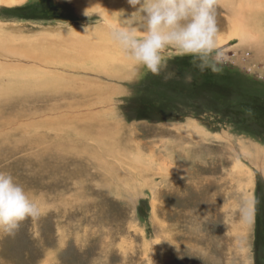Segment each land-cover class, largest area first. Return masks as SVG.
<instances>
[{
    "label": "rangeland",
    "instance_id": "obj_1",
    "mask_svg": "<svg viewBox=\"0 0 264 264\" xmlns=\"http://www.w3.org/2000/svg\"><path fill=\"white\" fill-rule=\"evenodd\" d=\"M5 1L0 0V105L19 98L12 96L19 91L28 93L32 80L26 77L59 81L75 89L63 93L71 104L90 102L103 121L112 112L128 130L110 136L115 150L125 152L124 161H114L96 160L91 151L92 158L83 157L81 147L96 139L82 141L79 129L62 119L36 129L47 138L38 135L32 145L34 130L20 127L16 137L22 144L0 162V171L24 161L26 169L16 170L25 172L13 176L48 212L25 222L15 238L0 234V264H264V0H223L220 39L230 59L221 73L200 72L191 57L169 49L168 67L159 76L137 68L112 38L114 26L140 27L135 20L141 14L126 1H107L110 22L100 4L86 7L90 0ZM234 18L241 19L242 31ZM49 60L68 74L47 71L43 63ZM101 99L108 102L99 104ZM68 141L63 158L76 165L78 157L88 160L81 167L92 174L93 194L81 183L74 186L81 181L74 174L69 190L47 193L58 178L27 164L28 157H44ZM7 148L1 146L0 154ZM99 182L114 186L115 193ZM244 199L254 204L247 218L239 211Z\"/></svg>",
    "mask_w": 264,
    "mask_h": 264
},
{
    "label": "clouds",
    "instance_id": "obj_2",
    "mask_svg": "<svg viewBox=\"0 0 264 264\" xmlns=\"http://www.w3.org/2000/svg\"><path fill=\"white\" fill-rule=\"evenodd\" d=\"M141 15L139 28L114 26L111 35L137 68L159 76L171 58L169 49L181 57H191L200 72L221 73L229 62L220 42L219 12L223 0H127ZM172 73L165 77L170 78ZM243 218L254 211L247 199L239 208ZM48 209L32 199L25 187L9 172L0 171V234L15 238L25 222L33 223Z\"/></svg>",
    "mask_w": 264,
    "mask_h": 264
},
{
    "label": "bare ground",
    "instance_id": "obj_3",
    "mask_svg": "<svg viewBox=\"0 0 264 264\" xmlns=\"http://www.w3.org/2000/svg\"><path fill=\"white\" fill-rule=\"evenodd\" d=\"M21 0H6V3H12V2H18ZM77 0H75L76 2ZM79 1V0H78ZM77 1V2H78ZM81 1V0H80ZM88 1V0H87ZM107 1L108 0H90L86 7L88 8H101L100 10L103 13L104 18L106 19L107 22H110V15L107 13L108 8L106 7L107 5ZM126 1L127 4V0H121ZM91 2V4H90ZM109 3V2H108ZM117 3V2H116ZM76 4V3H75ZM85 4V3H84ZM100 4L99 7H97ZM77 6V5H76ZM121 7V6H120ZM244 7V6H241ZM240 7V8H241ZM81 8V7H80ZM113 8V7H112ZM78 9V6H77ZM117 9V8H114ZM123 9V8H122ZM131 9V8H130ZM113 10V9H112ZM111 11V10H110ZM114 11V10H113ZM244 11V10H243ZM123 12V11H122ZM121 12V13H122ZM127 12V11H126ZM221 12V11H220ZM219 12V13H220ZM118 13V12H117ZM115 15V13H114ZM116 16V15H115ZM128 16V15H127ZM226 20V19H225ZM226 22V21H225ZM224 22V23H225ZM223 23V21H222ZM221 23V24H222ZM232 23L237 24L240 28V31H242V22L240 18H234L232 20ZM241 25V26H240ZM98 28V27H95ZM101 29V28H100ZM73 31V30H72ZM239 31V32H240ZM95 32V31H94ZM238 32V31H237ZM11 33V32H9ZM77 34V33H76ZM75 34V35H76ZM80 34V33H79ZM89 34V33H88ZM91 34H93L91 32ZM65 35V34H64ZM68 35V34H66ZM74 35V34H73ZM74 35V36H75ZM84 35V34H83ZM244 32L242 34L238 33L237 34V38H240V40H243V36ZM45 36V35H44ZM79 36V35H77ZM93 36H95L93 34ZM66 37V36H65ZM42 38V37H41ZM49 38V36H48ZM54 40V39H53ZM224 40V39H223ZM222 39H220V42H223ZM68 41V40H67ZM16 47H14L13 49H15ZM12 51V49H10ZM9 51V50H8ZM18 51V50H16ZM11 53V52H10ZM25 53V52H24ZM39 53V52H38ZM28 54V53H27ZM6 55V54H5ZM26 55V54H25ZM28 56V55H27ZM31 56V55H30ZM43 56V55H42ZM2 57V56H1ZM6 57V56H5ZM44 57V56H43ZM66 57V55H65ZM46 58V57H45ZM48 58V57H47ZM46 58V59H47ZM52 58V57H51ZM28 59V58H27ZM33 59L36 60H40V61H45L41 56H34ZM49 59V58H48ZM12 62V61H11ZM48 63H43V66L48 68L47 71H52L53 73L57 74V75H67L68 73L65 74V71H60L58 70V68L56 66H54L55 64H52V61H47ZM8 63V62H7ZM10 63V62H9ZM40 63V62H39ZM13 64V63H12ZM21 64V63H20ZM59 64V63H56ZM7 65V64H6ZM5 65V66H6ZM17 65H19V63H17ZM16 65V67H17ZM4 66V65H3ZM14 66V65H13ZM22 67V65H19V67ZM25 66V65H23ZM62 66V65H61ZM30 67V66H29ZM28 67V68H29ZM257 67V66H256ZM23 68V67H22ZM45 68V69H46ZM5 70V69H4ZM22 70V69H21ZM45 71V70H44ZM47 71L46 74H47ZM51 72V73H52ZM4 73V72H3ZM6 73V72H5ZM14 73V72H13ZM18 73V72H17ZM25 73V72H24ZM9 74V73H7ZM23 74V73H22ZM13 75V74H12ZM32 75V74H31ZM45 75V74H43ZM48 75V74H47ZM6 76V75H5ZM14 76V75H13ZM21 76V74L19 75ZM122 76V74H121ZM129 76V75H128ZM8 77V75H7ZM10 77V75H9ZM26 77V76H25ZM31 77V78H30ZM29 78L26 77L24 78L26 81H30L32 80L30 83H28V93L25 92H20L16 93L12 96L14 97H19L16 98L14 100L8 101L6 103H3L0 105V139L2 138H7L6 141H4L2 139V141H0V150H1V146L5 145L8 146V148L2 152V154H0V162H2L3 160L8 159L11 155H13V153H15L16 150H19V147L17 145H19L21 138L17 139V135H18V130L20 129V127L22 125H26L28 126V129H31L29 131V134H31V132L33 131L34 133L32 135H30V138H34L37 137L38 135H41L43 139L47 138V133H42V134H38V130L36 131V129L39 128H44V130H46V127H52V126H56L55 123L57 121V119H62V121L64 120L65 122H68L69 124L72 125V127L74 129H79L78 131L81 133V136H83V140L88 139V138H92V140L96 139V143H88L86 145V147H81V153L83 157H86L88 159L92 158L91 154H89V152L91 151L92 154L94 155V157L96 158V160H99V158H101L102 156L105 158H107L108 156H111L114 158V161L117 160H123V156L124 155V149H120V152L115 150L114 147V141L111 140L110 136L112 135H116L117 137H119L118 135V130L122 129L121 131H126L128 130V128L124 125V123L118 119V117L114 116L111 113H109V117L110 119L103 121L100 118L99 114H95L93 113L92 109V105L90 104V106L88 107L87 104H89L90 102H87L86 104H81L79 102H75L73 104H71V102H69L68 100H66V98H68V96L64 95L63 93H65L66 91H71L72 93L75 92V89H70L69 86L67 85H62L59 83V81H49L46 79H43L42 81H37V82H33L34 78L37 77H32L30 76ZM59 77V76H58ZM23 78V75H22ZM46 78V77H43ZM47 78H50L49 76H47ZM126 78V77H125ZM7 79V78H6ZM13 79V78H12ZM54 79V78H53ZM92 79V78H91ZM5 80V79H3ZM8 80V79H7ZM6 80V81H7ZM18 80V79H17ZM51 80V78H50ZM1 81V80H0ZM5 81V82H6ZM4 82V83H5ZM20 83V81H17ZM3 83V82H2ZM93 84V83H92ZM6 85V83H5ZM76 85V84H74ZM17 86V85H16ZM27 86V85H26ZM71 86V85H70ZM77 86V85H76ZM14 87V86H13ZM72 87V86H71ZM100 87V86H99ZM27 88V87H26ZM97 88V87H96ZM84 89V88H83ZM99 89V88H98ZM91 90V88H90ZM89 90V91H90ZM4 92V90H2ZM7 92V90H5ZM84 91V90H83ZM92 91V90H91ZM101 91V90H100ZM106 91V90H105ZM104 92V91H103ZM12 93V92H9ZM95 93V92H94ZM62 94V95H61ZM84 94V93H83ZM96 94H98L96 92ZM102 94V93H101ZM107 95V94H106ZM105 95V96H106ZM3 96V95H2ZM5 96V95H4ZM3 96V97H4ZM22 96V97H20ZM65 96V97H64ZM98 96V95H96ZM108 96V95H107ZM104 97V96H103ZM2 98V97H1ZM99 98V97H97ZM107 99V98H106ZM106 99H101V101H99L98 103H103L104 102H108L105 101ZM98 101V100H97ZM110 101V99H109ZM112 104V103H111ZM114 104V103H113ZM96 105V104H95ZM115 106V105H114ZM75 109V110H74ZM78 109V110H77ZM80 110V112H79ZM109 111V109H107L105 111V113H107ZM47 114H50L51 116H46ZM102 115V114H101ZM107 116V115H106ZM45 117V118H44ZM96 117V118H95ZM94 118V119H93ZM105 118V117H104ZM93 119V120H92ZM24 121V122H22ZM61 120H59L60 122ZM63 121V123H64ZM96 122V124H86V123H93ZM110 124H109V123ZM111 124H113L114 129L116 131L117 134L115 133H111L112 130L110 129L112 126ZM60 126V125H59ZM58 126V127H59ZM62 128V127H61ZM56 129V128H55ZM43 130V129H42ZM41 130V131H42ZM40 131V130H39ZM56 131V130H53ZM66 131V129H65ZM160 131V130H158ZM218 131V130H217ZM51 132V131H50ZM63 132V131H62ZM70 132V131H69ZM114 132V131H113ZM23 131H20V134H22ZM60 134V133H59ZM65 133H62V135ZM204 134V133H203ZM61 135V136H62ZM72 135V134H71ZM88 135V136H87ZM60 136V137H61ZM225 136V135H224ZM76 137V136H75ZM41 138V137H40ZM14 139V140H12ZM17 139V140H16ZM98 140V141H97ZM101 140H106V142H102ZM35 141V138L30 140V145H32ZM53 141V140H52ZM76 143L80 142V141H75ZM85 142V141H84ZM102 142V143H100ZM81 143V142H80ZM139 143V142H138ZM22 144V143H20ZM71 144V142H63L61 144V147L57 148H50L49 151L47 152V154H45V156L43 157V154L39 155L40 157H33V158H29L28 157V163L33 171L36 169V167H38L39 170H42V172H50L48 173V177H57L58 179L54 180L57 181L59 183V185L57 187H51V190H49V192L47 193H54L55 191L59 190V193L61 191L64 190H69L72 185L69 183V179H75L72 177H69V174H74L73 177H77V175H79V177H81V181H75V187L77 183H81L82 186H84L85 188H88L89 191L92 193L94 184L92 185L90 183V178L92 174L87 173L86 169H83L81 167L82 164H85L86 166L89 165L88 160L83 162V158L81 157L79 159V157L75 160L78 164H74L71 160V158H63L66 154L62 152V149L65 148H69V145ZM174 144V143H173ZM42 145V144H41ZM139 148H141L143 145L142 144H136ZM40 146V145H39ZM181 146V145H180ZM31 147V146H30ZM42 147V146H41ZM45 148V147H44ZM43 148V149H44ZM32 149V148H31ZM37 149V148H36ZM54 149H57L58 152L53 151ZM242 150V149H241ZM67 151V150H66ZM71 150H69L70 152ZM32 152V151H31ZM68 152V153H69ZM24 153V152H23ZM29 153V152H28ZM67 153V152H66ZM62 155V157H60L59 155ZM79 156V155H78ZM253 156V155H252ZM43 157V158H42ZM42 158V159H39ZM120 158V159H119ZM13 159V158H12ZM32 159V160H31ZM19 161H21L19 163L18 166H14V167H5V169L11 173L13 175V173H24L25 170H16L17 168H19L21 165L25 168L24 166V161H22L21 159H19ZM124 161V160H123ZM229 161V160H228ZM106 163H104L106 165V167L112 169V170H121L123 171L122 168H119L115 163H109L107 161H105ZM257 162V161H256ZM69 163H72L73 166L70 167ZM118 164V163H117ZM143 167V166H142ZM82 168V169H81ZM21 169V168H20ZM26 169V168H25ZM125 169V168H124ZM127 169V168H126ZM37 171V170H36ZM92 171V170H91ZM125 171V170H124ZM90 172V171H89ZM135 172V171H134ZM197 172V171H196ZM38 173V172H37ZM97 173V172H95ZM125 173H129L128 171H125ZM39 174V173H38ZM38 174H34V175H38ZM59 174V175H58ZM249 174V173H248ZM43 175V174H42ZM230 175V174H229ZM135 176V175H134ZM48 179V178H47ZM238 179V178H237ZM125 180V179H124ZM50 181V180H49ZM53 183V182H52ZM51 183V184H52ZM98 184V183H97ZM54 185V184H53ZM98 185H102L105 187V189H107L109 192L115 193L114 190V186L112 187L109 183H104L101 184V182H99ZM33 186V185H32ZM36 187V186H35ZM49 187V186H48ZM50 189V188H49ZM105 189H103L105 191ZM40 190V189H39ZM45 190V188L43 189ZM47 190V188H46ZM45 190V191H46ZM102 190V191H103ZM86 190H80V194L81 196L85 193ZM100 191V190H98ZM31 192V191H30ZM41 192V191H40ZM36 193V192H35ZM97 193V192H94ZM99 193V192H98ZM40 194H46V193H40ZM103 194L105 195V193L103 192ZM34 195V194H33ZM61 195V193H60ZM99 195V194H98ZM31 196V195H30ZM49 196V195H48ZM56 196V195H55ZM101 196V195H100ZM99 197V196H98ZM103 198V197H101ZM258 198V197H257ZM93 199H97V198H93ZM69 200V198H68ZM74 201V200H73ZM68 203H71L69 201H66Z\"/></svg>",
    "mask_w": 264,
    "mask_h": 264
}]
</instances>
